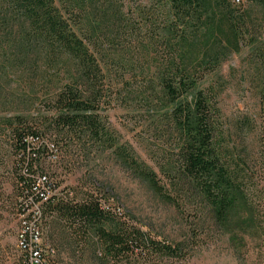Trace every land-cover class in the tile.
<instances>
[{"label": "rangeland", "instance_id": "374dc122", "mask_svg": "<svg viewBox=\"0 0 264 264\" xmlns=\"http://www.w3.org/2000/svg\"><path fill=\"white\" fill-rule=\"evenodd\" d=\"M78 1L84 5L85 27L96 29L98 35L108 30L110 43L106 42L103 52L116 61V65H111L113 69L104 70L107 79L116 85L115 100L108 108L104 106L101 113L107 129L113 133L117 146L127 148L137 162L157 173L164 185L167 179L163 169L169 168L168 162L174 160L180 135L166 118L172 106L163 96L160 104L145 103L137 85L141 82V71L149 67L154 73L166 55L162 50L150 48L147 42L150 33L144 27L147 16L160 17L157 2L112 0L111 7L109 0ZM129 8L140 10L132 21L141 29L140 50L123 41L117 31H109L112 15L118 11L127 13ZM199 26L184 51L185 61L198 80L185 101L191 102L198 90L214 92L228 142L246 164L244 170L254 177L253 184L262 187L264 8L246 0L240 5L229 0L226 7H215L204 14ZM235 28L239 43L232 32ZM133 70L138 74L136 81ZM75 76L69 62L52 63L42 45L28 39L22 20L9 14L0 16V264H23L17 249L20 223L16 180L21 171L20 156L13 147L8 127L17 118H24L36 124V128L46 130L45 102L53 99ZM124 80L132 84L127 90L122 89ZM246 119L254 122L255 129L245 127ZM36 168L38 174L49 177L60 195L73 196L75 190L100 193L105 208L121 213L124 220L149 234L152 240L186 248L184 261L165 260L163 264H264V208L256 217H250L249 211L244 210L245 215L235 214L227 225L216 224L197 191L183 186L173 191L180 201L176 206L157 195L113 150L98 146L87 149L74 146L68 155L45 157ZM42 242L55 251V264H106L89 252L82 254L61 225L45 222Z\"/></svg>", "mask_w": 264, "mask_h": 264}, {"label": "trees", "instance_id": "16d2710c", "mask_svg": "<svg viewBox=\"0 0 264 264\" xmlns=\"http://www.w3.org/2000/svg\"><path fill=\"white\" fill-rule=\"evenodd\" d=\"M227 1L156 0L160 17L147 16L144 22L151 38L148 45L166 55L154 73L149 67L141 71V82L137 85L145 103L160 104L163 96L172 106L166 118L180 135L174 160L168 162L169 168L163 169L167 183L161 185L157 173L137 162L127 148L116 145L101 114L104 106L108 108L115 100L116 85L104 72L116 65L103 52L106 42L110 43L108 30L98 35L96 29L85 27L84 5L77 0H0V16L9 14L22 20L28 39L41 44L52 63L69 62L76 75L53 99L45 102L46 130L36 128V124L24 118H17L8 127L13 147L20 156L21 171L16 180L19 219L28 216L30 221L38 214V229L42 233L45 222L61 225L82 254L89 252L106 264H163L165 260L182 262L187 258L183 245L156 242L124 220L121 213L105 208L100 193L75 190L73 196L60 195L46 174H38L36 167L45 157L68 155L74 146L113 150L157 195L176 206L180 201L173 191L181 186L197 191L216 224L225 226L235 214L245 215L244 210L249 211L250 217L262 213L264 186L253 184L254 177L244 170L246 164L228 142L214 92L198 90L191 102L185 101L198 81L194 77L197 74L185 61V46L198 33L202 16L215 7H226ZM246 1L264 8V0ZM232 2L240 5L243 0ZM109 5L112 7V0ZM139 11L136 8H129L124 14L118 11L109 25L110 32L117 31L123 41L133 43L138 50L143 42L141 29L132 21L140 15ZM228 23L234 25L230 20ZM232 32L239 43L238 29ZM132 72L136 81L138 74L136 70ZM131 86L129 81L122 82L123 90ZM253 123L246 119L245 127L255 129ZM20 254L22 263L28 264L27 256Z\"/></svg>", "mask_w": 264, "mask_h": 264}, {"label": "built area", "instance_id": "2783aa9c", "mask_svg": "<svg viewBox=\"0 0 264 264\" xmlns=\"http://www.w3.org/2000/svg\"><path fill=\"white\" fill-rule=\"evenodd\" d=\"M38 218L40 216L37 214L30 221L28 216H22L19 219L17 249L27 256L28 264H52L55 252L42 242L43 233L38 229Z\"/></svg>", "mask_w": 264, "mask_h": 264}]
</instances>
